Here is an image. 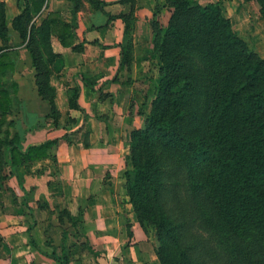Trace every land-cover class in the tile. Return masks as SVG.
<instances>
[{
	"label": "trees",
	"instance_id": "16d2710c",
	"mask_svg": "<svg viewBox=\"0 0 264 264\" xmlns=\"http://www.w3.org/2000/svg\"><path fill=\"white\" fill-rule=\"evenodd\" d=\"M69 1L70 21L49 13L37 25L46 0H16L20 12L10 21L0 0V181L16 176L21 189L20 169L45 159L56 169L59 141L24 148L26 131H14L17 84L11 77L18 52L10 33L17 34L30 57L38 96L49 107L44 120L53 128L59 127L61 114L51 66L60 55L53 52L51 39L71 51L82 50L76 44L75 17L84 3L104 14L112 4L129 5L127 13L107 19L124 24L117 72L129 70L133 60L136 0ZM240 1L255 3L264 21V0ZM165 8L171 14L163 26L159 15ZM149 25L158 80L141 127L129 132L122 173L135 219L145 234L154 232L159 264H264V58L235 32L221 0H161ZM81 80L95 89L92 80ZM67 95L68 109L82 112L79 85L74 83ZM81 220V214L73 217L66 209L57 217L62 231H72L74 239ZM46 245L52 246L49 238ZM61 253L53 248L49 257L70 264Z\"/></svg>",
	"mask_w": 264,
	"mask_h": 264
},
{
	"label": "crops",
	"instance_id": "0c3cea01",
	"mask_svg": "<svg viewBox=\"0 0 264 264\" xmlns=\"http://www.w3.org/2000/svg\"><path fill=\"white\" fill-rule=\"evenodd\" d=\"M159 2L136 0L132 31L134 60L129 71L117 72L124 24L119 18L110 22L107 19V15L127 13L128 4L107 6L104 14L84 3L75 17L76 44L82 45L79 52L62 47L56 38L51 39L53 52L60 55L51 66L50 78L61 114L58 128L44 120L49 107L38 96L30 57L19 45L17 34L10 33L13 50L18 52L11 78L17 84V100L21 102L12 109L17 118L14 131H26L24 148L53 139L59 142L54 149L56 169L48 159L32 164L29 174L20 169L17 174L23 180V189L18 186L16 176L5 184L0 181V264H58L49 257L53 249L46 241L48 237L53 246L58 235L52 237V233L63 231L58 221L46 222L41 218L39 207L42 206L45 212L56 211V206L59 211L66 209L73 217L81 214L79 237L73 239L84 246L87 244L82 257L91 256V260L83 264H159L154 253L155 243L138 225L122 177L129 152V132L141 127L143 116L149 111L148 107L138 105V100L144 91L140 85L149 84V79L155 78L151 73L157 59L151 53L149 24ZM4 3L10 21L20 11L16 0H4ZM240 4L245 8L247 3ZM71 9L69 0H46V6L34 21L39 25L49 13H58L70 21ZM170 14V9H163L159 23L167 25ZM81 79L92 80L95 89L85 86ZM74 83L80 87L78 104L82 112L68 109V89ZM154 94L155 90L152 95L147 92L146 98L151 102ZM71 120L76 123H69ZM53 172L60 179L59 205L52 202L55 199L50 182ZM1 185L13 191L11 201Z\"/></svg>",
	"mask_w": 264,
	"mask_h": 264
},
{
	"label": "rangeland",
	"instance_id": "374dc122",
	"mask_svg": "<svg viewBox=\"0 0 264 264\" xmlns=\"http://www.w3.org/2000/svg\"><path fill=\"white\" fill-rule=\"evenodd\" d=\"M2 1L4 2V0H2ZM197 1L200 4H206L208 2H214V1H218V0H197ZM221 1H222L224 10H225V14L231 20V23L233 25L235 32L239 35V37L241 39H243L247 43L250 50L255 52L261 58H264V21L261 19L260 15H259L258 6L253 2H246L247 4H246V7L244 8L241 4L239 5V3H241L240 0H238L239 2L237 0H221ZM160 2H161V0H160ZM157 5H159V4H157ZM162 12H163V10L161 11L159 18L161 17ZM151 39H152V37H151ZM150 43H151V41H150ZM132 57H133V50H132ZM149 57H150V54H149ZM149 57H148V59L151 60V58H149ZM154 57H155V59H157V56L154 55ZM133 60H134V58H133ZM133 60H132V62H133ZM132 62H131V64H132ZM153 70L154 71L151 74L155 75L156 79L151 77L149 79V84L146 83L143 86L140 85V87L144 91L141 94V99L138 100V105L140 104L142 107L145 106V107H148L149 109H150V103H149L150 99L146 98V93L149 92L152 95L155 88H156L157 80H158L157 65L155 68H153ZM126 71H129V70H126ZM10 84L11 83H8L7 86L10 90H12V88L9 86ZM17 99H18L17 98V92L15 94L12 93V109L14 107L16 108L17 105L19 103H21L20 100L18 101ZM15 114H16V112H15ZM11 118L14 120L17 119L16 116H14V114L12 115ZM125 166H126V163H125ZM29 169L30 168L22 169V171H23L22 173L29 174V171H30ZM6 173L7 172L5 171V174ZM57 176H58V174H55L53 172V176H52L53 180L50 182H52L51 184L54 187L53 193L55 195L54 196L55 199H52V202L54 204L59 205V203H58L59 199L58 198L60 197V179ZM5 183H3V184H5ZM1 187L5 191L7 190V192H6L7 197L11 201L12 197L14 198L13 191L8 187H4V185L3 186L1 185ZM54 207L56 208V211L54 210L51 212L50 211L45 212L46 209H44L43 206L39 207L41 218L44 221H46V222L47 221H53V220L57 221V217H58V214L60 211L57 210L56 206H54ZM56 235H58V236H56ZM145 235L147 237H149L150 240L155 243L154 232L149 231ZM51 236L52 237L56 236V237H55V240H53L54 245L51 246L50 248H52V249L54 248L58 255H62L61 249H63V253L67 256L69 263L75 262V264H78V263L83 264L85 261L91 260V256L89 258L86 257L85 259L82 257V252L85 250L84 247L86 245L84 246V244H82L81 241L76 242L73 239L74 237H72L73 236L72 231H70L69 235L68 234L66 235L63 232H61V233L59 232L58 234H54V232H53Z\"/></svg>",
	"mask_w": 264,
	"mask_h": 264
}]
</instances>
